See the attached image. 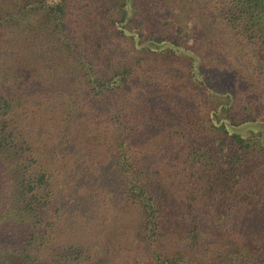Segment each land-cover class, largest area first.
Listing matches in <instances>:
<instances>
[{
	"label": "trees",
	"instance_id": "16d2710c",
	"mask_svg": "<svg viewBox=\"0 0 264 264\" xmlns=\"http://www.w3.org/2000/svg\"><path fill=\"white\" fill-rule=\"evenodd\" d=\"M0 264H264V0H0Z\"/></svg>",
	"mask_w": 264,
	"mask_h": 264
}]
</instances>
